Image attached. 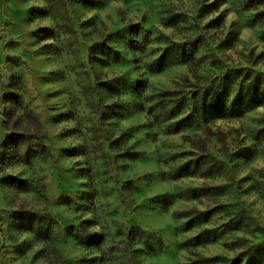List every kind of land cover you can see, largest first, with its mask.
Returning a JSON list of instances; mask_svg holds the SVG:
<instances>
[{"label":"rangeland","instance_id":"obj_1","mask_svg":"<svg viewBox=\"0 0 264 264\" xmlns=\"http://www.w3.org/2000/svg\"><path fill=\"white\" fill-rule=\"evenodd\" d=\"M177 51H197L195 79ZM142 81L153 98L223 85L222 104L246 110L201 126L217 179L179 185H223L231 207L219 223L242 220L260 244L251 264H264V105H246L264 97V0H0V264H115L110 250L132 227L162 242L138 264L184 262L178 222L158 206L176 185L162 161L202 154L150 121ZM84 221L101 249L74 242Z\"/></svg>","mask_w":264,"mask_h":264},{"label":"trees","instance_id":"obj_2","mask_svg":"<svg viewBox=\"0 0 264 264\" xmlns=\"http://www.w3.org/2000/svg\"><path fill=\"white\" fill-rule=\"evenodd\" d=\"M222 20L220 16L212 23H220ZM170 25L174 26V23ZM131 36L135 38L131 44L132 48L137 50V46H140L137 38L140 35L132 33ZM196 53L197 51H177L172 59L177 65L190 64L189 73L192 78L188 76L189 80L195 79L196 71L192 66L197 61ZM168 61L166 56L157 58L150 67V72L162 73ZM222 87L223 85L215 86L213 83L199 86L188 82L185 88L178 87L159 92L158 96L153 98L147 95L146 82L142 81L136 90V94L142 96L144 104L150 105L148 108L144 107L150 121L158 126H164L168 135H181L184 143L202 154L201 157L191 155L192 159L183 162L181 160L187 153H174L164 156L162 161L163 165L174 164L175 169L169 173L162 172V177L176 185L172 194L158 199V206L163 213H172L173 218L178 222L176 230L181 237L180 249L185 253L182 264H251L255 263L254 259L259 255L260 244L241 235H247L242 220L232 217L230 222L219 223L225 217H229L228 209L231 207V204L220 201L225 196L223 185L208 183L198 186L179 185L186 179L214 181L217 179L215 164L205 162L210 156L207 144L199 136L201 126L211 121L235 118L246 113L242 107H228L222 104L219 100ZM246 105L251 109L258 108L264 105V97H254ZM191 135L195 138L191 139ZM196 136H199L198 140ZM204 202L214 205L206 206ZM175 206L177 207L173 209ZM89 225L87 221L82 222L73 235V240L80 247L101 249L104 241L86 232ZM118 238L119 241L110 250L115 258L109 262L115 264H138L137 257L154 256L161 251H158L161 240L149 229L132 227L127 233L121 230ZM212 246H221L226 253L206 254L207 249Z\"/></svg>","mask_w":264,"mask_h":264}]
</instances>
